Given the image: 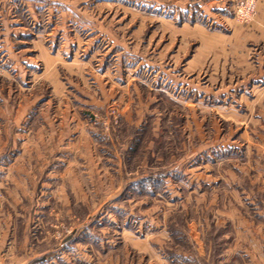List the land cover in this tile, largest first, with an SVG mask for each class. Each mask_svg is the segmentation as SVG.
I'll list each match as a JSON object with an SVG mask.
<instances>
[{
	"label": "rangeland",
	"instance_id": "374dc122",
	"mask_svg": "<svg viewBox=\"0 0 264 264\" xmlns=\"http://www.w3.org/2000/svg\"><path fill=\"white\" fill-rule=\"evenodd\" d=\"M172 2L0 0V264H264V45Z\"/></svg>",
	"mask_w": 264,
	"mask_h": 264
},
{
	"label": "crops",
	"instance_id": "0c3cea01",
	"mask_svg": "<svg viewBox=\"0 0 264 264\" xmlns=\"http://www.w3.org/2000/svg\"><path fill=\"white\" fill-rule=\"evenodd\" d=\"M233 0H182V2H172L173 4L170 5V7L173 9L175 7H180V13L179 16L181 17L180 21H182L184 24L188 22H196V23H203V22H210L213 24H225L227 26L228 32L224 35L222 32H212L215 36H220L222 40V43L218 49L219 53L221 50H223L221 47H225L224 49L228 51V55H236V56H248L249 53V46H257V45H264V0H255L254 4V16L250 21H248L244 25L239 24H233L232 19V13H231V5ZM172 9H168L171 10ZM174 16L172 19H176L177 13L173 14ZM14 18V17H12ZM6 19V18H5ZM2 19L1 24L4 29V35L1 38V47H0V53H4L9 59L13 60L12 51H10V43L8 41V35L11 34L14 35H23L26 31L24 27L18 26L17 21L11 19ZM37 23V22H36ZM242 24V22H239ZM0 24V25H1ZM9 25V28H6V25ZM5 27V28H4ZM204 30V29H203ZM207 32V31H205ZM208 34L210 32H207ZM211 34V33H210ZM37 37V36H36ZM6 39V40H5ZM229 39V40H228ZM34 42V41H33ZM38 42V41H37ZM42 51H40V54L45 53L44 47L41 46ZM40 49V50H41ZM214 50V51H216ZM263 50V49H262ZM256 56L255 59L249 61L246 57L241 60H239V64L244 65V72L245 74H248V80L251 79L250 86L253 87L254 85L261 86L262 83V76L264 72V51L258 52L257 54H254ZM240 58H237V60ZM21 62L25 63L24 60H21ZM28 65L27 71L29 73H33L32 69L33 67H30L28 63H25ZM17 66V65H16ZM257 71V73H254V71ZM260 73V74H259ZM255 74V75H254ZM233 86H236L237 84H231ZM230 85V86H231ZM240 85H244V83H241ZM258 117H262L261 114H259ZM264 175V174H263ZM261 193H264L263 189L261 188L259 190ZM257 191V192H259ZM253 194V192H251ZM253 200V197H251ZM250 206H253L254 213L259 217L262 218L264 221V204L258 202V204H255L250 201ZM262 239V238H261ZM262 241H264L262 239ZM249 246L252 248H256L258 245H260L257 241H248ZM262 246V244H261ZM264 246V244H263ZM263 251V250H261ZM264 256V252L261 253ZM249 257V255H247ZM253 257V256H252ZM250 259V257H249Z\"/></svg>",
	"mask_w": 264,
	"mask_h": 264
},
{
	"label": "built area",
	"instance_id": "2783aa9c",
	"mask_svg": "<svg viewBox=\"0 0 264 264\" xmlns=\"http://www.w3.org/2000/svg\"><path fill=\"white\" fill-rule=\"evenodd\" d=\"M255 0H237L233 6V16L239 22L247 23L254 16Z\"/></svg>",
	"mask_w": 264,
	"mask_h": 264
}]
</instances>
